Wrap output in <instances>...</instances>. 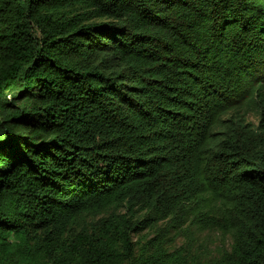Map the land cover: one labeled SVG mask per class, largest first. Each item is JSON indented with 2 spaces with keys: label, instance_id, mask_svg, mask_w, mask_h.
<instances>
[{
  "label": "trees",
  "instance_id": "obj_1",
  "mask_svg": "<svg viewBox=\"0 0 264 264\" xmlns=\"http://www.w3.org/2000/svg\"><path fill=\"white\" fill-rule=\"evenodd\" d=\"M0 264H264V0H0Z\"/></svg>",
  "mask_w": 264,
  "mask_h": 264
},
{
  "label": "rangeland",
  "instance_id": "obj_2",
  "mask_svg": "<svg viewBox=\"0 0 264 264\" xmlns=\"http://www.w3.org/2000/svg\"><path fill=\"white\" fill-rule=\"evenodd\" d=\"M250 121L257 122L254 118V116L250 117ZM116 214H120L124 218H128L129 220H132L131 217L133 215L132 212L128 210V208L125 207H119L116 211ZM134 215L139 218V220L142 219L143 215L139 212L135 213ZM101 216L99 220L102 218ZM91 220H89L90 223ZM168 220L161 221L158 224V230L159 231H167L166 225L168 224ZM142 231L139 236H133V242L134 244H139L140 242H145L146 237L151 236L150 240L154 239V234L149 235L151 230L148 228V226L141 225ZM177 230H172L171 233L165 234V239L174 245V247H182L185 242L186 238L184 236H180L178 233H176ZM192 236H194L196 245L199 252H207V253H217L219 250L223 249L225 246H229L231 243L230 237L228 235L219 233V232H199L196 229H193L191 231ZM189 236V233H188ZM190 237V236H189Z\"/></svg>",
  "mask_w": 264,
  "mask_h": 264
},
{
  "label": "clouds",
  "instance_id": "obj_3",
  "mask_svg": "<svg viewBox=\"0 0 264 264\" xmlns=\"http://www.w3.org/2000/svg\"><path fill=\"white\" fill-rule=\"evenodd\" d=\"M230 240H231V238H230ZM231 243H232V241H231ZM231 243H230V244H231Z\"/></svg>",
  "mask_w": 264,
  "mask_h": 264
}]
</instances>
